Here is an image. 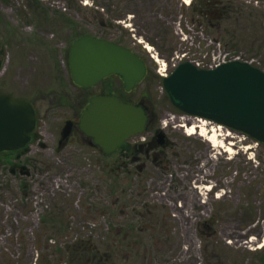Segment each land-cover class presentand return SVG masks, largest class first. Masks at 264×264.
Listing matches in <instances>:
<instances>
[{"label":"rangeland","instance_id":"rangeland-1","mask_svg":"<svg viewBox=\"0 0 264 264\" xmlns=\"http://www.w3.org/2000/svg\"><path fill=\"white\" fill-rule=\"evenodd\" d=\"M93 1L81 0L78 12L65 0H41L52 15L66 17L52 24L33 19L25 0H0V93L32 100L38 114L31 145L0 154V264H69L67 245L84 238L101 247L111 236L105 226L112 229L127 221L112 208L111 182L106 186L98 179V155L77 145L58 148L55 140L63 120L76 119L82 109V104L76 109L67 105L79 92L67 63L75 25L84 35L120 42L147 64V76L129 93L117 76L105 80L125 100L145 93L154 125L136 137L150 139L153 130H161L167 142L166 162L145 169L147 197L123 199L128 212L132 205L148 204L143 222L154 227L140 237L147 251L141 246L137 263L263 264L264 144L230 131L233 149L225 151L207 140L213 122L205 125L204 136L189 135L182 126L186 116L160 91L159 64L150 55L168 61L176 51H188L190 57L210 53L212 44L207 46L197 33L202 31L222 52L239 53L264 70V0H241L250 6V17L220 15L211 25L191 10L200 0ZM178 25L194 41L200 39V46L183 42ZM62 93L71 97L58 105L55 97ZM16 164L23 166L12 167ZM105 175L102 179L110 177ZM119 180L123 183L122 175ZM107 207L110 212L104 213Z\"/></svg>","mask_w":264,"mask_h":264},{"label":"water","instance_id":"water-1","mask_svg":"<svg viewBox=\"0 0 264 264\" xmlns=\"http://www.w3.org/2000/svg\"><path fill=\"white\" fill-rule=\"evenodd\" d=\"M67 63L74 84L87 88L109 74L118 75L129 91L146 75L145 61L129 47L89 34L69 46ZM3 60L0 55V71ZM171 105L199 119L221 125L264 144V70L247 61H229L212 69L183 61L162 78ZM148 116L141 105L114 94L95 95L83 108L79 128L110 153L129 136L142 133ZM35 124L32 105L0 93V152L24 147ZM69 122L63 136L68 134ZM160 138L162 131L157 132ZM161 142V139H159Z\"/></svg>","mask_w":264,"mask_h":264},{"label":"flooded vegetation","instance_id":"flooded-vegetation-1","mask_svg":"<svg viewBox=\"0 0 264 264\" xmlns=\"http://www.w3.org/2000/svg\"><path fill=\"white\" fill-rule=\"evenodd\" d=\"M199 2L201 6H198V4L193 5L194 9H198V14L196 15L198 17L205 19V21H207L208 24L211 25L212 20L213 19L216 20L220 16L219 15L220 10L218 9V7H216L215 4L216 0H200ZM192 20L194 22L198 21L194 17H192ZM98 38L106 39L108 41H112L117 44H120V42H116L105 37H98ZM147 74H148V69L146 68L145 77L147 76ZM114 76H117L120 83L123 84L121 78L118 75L109 74L108 76L104 77L101 81H99L97 84L84 88L74 84L70 77L73 86H75L77 90H79L77 95L74 97L75 99L74 103L73 104L68 103L71 97L69 93H65V94L62 93L58 95L57 98L55 97V101L58 105L67 102L68 103L67 105H69L73 109L78 108L82 104L81 105L82 109L80 110V113L76 119L72 117H66L63 120L58 136L55 139L58 148L67 144L77 145V146L85 147L89 149V151H93V153L98 155L96 165L98 167V172H101L98 179H100L101 182H103L104 185L106 186H107V181L111 182L110 191L114 192L116 198L113 199L111 203L112 208H116V210H118L116 217L123 216L127 218L126 219L127 221L122 222L123 225L121 226H117V227L114 226L112 229L108 225L105 226L104 228L106 231L105 233H111V236L109 237V241H104L101 247L91 243L89 239L80 238L82 240L81 243H78L80 239L76 240L74 242L75 245L72 246V250L67 251V249H65L69 264L70 263L72 264L74 263L75 264H138L137 259H139V256L141 254L140 250L142 246V240L140 239V237H142V234L146 233V231L148 230H150L149 231L150 233L154 231L153 223H151V225L148 226L147 223L143 222L148 219L147 213L149 211L146 210L148 204L132 205V208L129 211L130 213H132V215L129 216L128 215L129 212L126 210V208L129 206L126 205L123 199H145V196L147 197V195H144L145 190L143 188L144 185L142 182V180L145 181L147 175H149V173H147L145 169H147L149 166H162L163 163L166 162L165 160L168 159V157L167 156L165 157L164 154L165 150H167L166 147L167 142L164 133L163 136L160 138L159 136H157V132L159 130L155 129L156 131L153 130V132H151V134L154 135L150 139H148L145 136L136 137V135L138 134L131 135L128 137V139L125 142H123L114 151L110 153H106L99 146L94 144L92 138L85 135L79 128L78 123L81 112L88 103L89 99L95 95H103V94H114L125 102L143 106L148 116V122L146 124L145 130L148 131L151 127H153L155 117L151 106H149L148 103L145 102L146 94L142 93L138 98L126 99V100L122 99L121 96L116 92V89L113 88L112 82L105 83V80L109 79L110 81ZM99 85H102L103 87L101 89L96 90V88L99 87ZM134 88L129 91L124 89V91L129 93L133 91ZM5 94H8L17 99L27 100L34 109L35 124L29 142L23 148L12 151H2L0 153L22 152L25 148L31 145V142L34 140L35 137V132L38 127V114L36 111V106L34 102H32V100L30 99L15 96L10 93H5ZM67 122H69L68 125L69 132L66 136H63L64 127L67 124ZM159 139H161V142L159 141ZM40 145L44 146V144H40ZM17 166L21 167L23 165L22 164L12 165V167H17ZM27 172L28 171H26V173ZM105 174L109 175L110 177L109 178L107 177L106 179H102L103 175L106 176ZM120 175L123 176V183L121 180H119ZM139 187L140 188L142 187L140 191H139ZM110 191L108 190L109 193ZM121 195L123 196V198H121ZM103 211L104 213H106L107 211L110 212V207L109 208L107 207L106 210L104 209ZM119 236H121V239L118 240L117 238ZM140 240H141V245H140ZM143 240L145 239L143 238ZM146 249L147 248H143L142 246V250H144L143 251L144 253L147 251Z\"/></svg>","mask_w":264,"mask_h":264},{"label":"trees","instance_id":"trees-1","mask_svg":"<svg viewBox=\"0 0 264 264\" xmlns=\"http://www.w3.org/2000/svg\"><path fill=\"white\" fill-rule=\"evenodd\" d=\"M65 1L68 2L67 4H68L69 8L74 9L78 12L82 11V5H80V3H79L81 0H65ZM94 1H93V3H94ZM24 4L27 6L26 10L31 13V17L35 20H40L42 18L49 19L48 22L53 24L56 22L64 21L66 18L60 13H55V15H52L50 13V10H48L49 8L45 7L43 5V3L41 2V0H25ZM215 4H216V7H218V9L220 10L219 15H221V17L224 16L227 19L230 17H237V18H241V19H246L248 16L250 17L252 14L251 11H248L250 6H248L247 4H245L241 0H216ZM105 6L107 7L108 5L105 3ZM198 6H201L200 2L198 3ZM191 8H192L191 10L193 13L198 14V9H194L193 5L191 6ZM263 11H264V9H263ZM98 14H101V13L98 12L97 15ZM255 18H258V17H255ZM260 20H262V19H260ZM75 26L72 28V33L70 35L71 41L80 37L81 35H83V33L80 32V30H78V27L77 26L75 27ZM81 242H82V240L80 239L78 241V243H81ZM74 245H75V243L67 245L66 246L67 251L72 250V246H74ZM260 253H261V255H264V246H262V251ZM43 258L45 259V256L41 257V259H43ZM260 263H261V261H260ZM70 264H72V263H70Z\"/></svg>","mask_w":264,"mask_h":264},{"label":"built area","instance_id":"built-area-1","mask_svg":"<svg viewBox=\"0 0 264 264\" xmlns=\"http://www.w3.org/2000/svg\"><path fill=\"white\" fill-rule=\"evenodd\" d=\"M185 26L187 29L191 31L192 27L188 26L187 24ZM177 31H178L177 32L178 34L182 35L180 39L183 42L190 43V45L192 46L196 41L198 46H200V42L201 40H203L202 42H204L207 46L212 44V50L210 53L206 52L203 55H199V56H196L197 54L193 52L192 53L193 55L191 56H194V57H190L189 55H186L188 54V51H185L181 53L180 55L176 51L174 55L168 61L164 59H158L157 57H155V59L158 61V64H159L157 68V72L159 73L161 77L166 76L182 60H188L197 67L213 68L226 61L242 59L240 54H233V52L231 51L222 52L220 49V44L214 43L211 39H206L203 36L202 31H197L201 40L197 39L195 41L193 40L190 33L185 32V30H183V28H181L180 25H178ZM159 88H160V91H163L162 85H160ZM34 200H35L34 203L36 204L37 199H34Z\"/></svg>","mask_w":264,"mask_h":264},{"label":"bare ground","instance_id":"bare-ground-1","mask_svg":"<svg viewBox=\"0 0 264 264\" xmlns=\"http://www.w3.org/2000/svg\"><path fill=\"white\" fill-rule=\"evenodd\" d=\"M187 3V0L185 1ZM146 48L149 49L150 46L147 44ZM187 121V124H184L182 126L186 127V132L189 135L198 134L200 136H204L206 134V127L205 125L209 123L207 120L199 119L191 116H186L184 119ZM224 135V140H219V136ZM233 134L226 130V128L222 127L221 125H215V128L211 129V133L209 137H207L208 141H212L214 145H217L219 147L225 146V151H232V145L233 142L228 141L229 137H232ZM264 246V238L261 243Z\"/></svg>","mask_w":264,"mask_h":264}]
</instances>
